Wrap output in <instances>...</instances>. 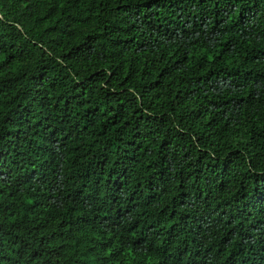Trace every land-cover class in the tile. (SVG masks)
<instances>
[{
	"label": "trees",
	"instance_id": "16d2710c",
	"mask_svg": "<svg viewBox=\"0 0 264 264\" xmlns=\"http://www.w3.org/2000/svg\"><path fill=\"white\" fill-rule=\"evenodd\" d=\"M0 264H264V0H0Z\"/></svg>",
	"mask_w": 264,
	"mask_h": 264
}]
</instances>
